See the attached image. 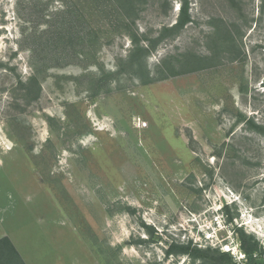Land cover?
<instances>
[{
    "label": "rangeland",
    "instance_id": "1",
    "mask_svg": "<svg viewBox=\"0 0 264 264\" xmlns=\"http://www.w3.org/2000/svg\"><path fill=\"white\" fill-rule=\"evenodd\" d=\"M250 119L264 0H0V240L25 264H247L242 231L264 264Z\"/></svg>",
    "mask_w": 264,
    "mask_h": 264
},
{
    "label": "trees",
    "instance_id": "2",
    "mask_svg": "<svg viewBox=\"0 0 264 264\" xmlns=\"http://www.w3.org/2000/svg\"><path fill=\"white\" fill-rule=\"evenodd\" d=\"M182 15L181 20L177 23V25H185L189 21V10H188V3H184L183 8H181ZM225 33L229 34L232 33L231 30L227 27L223 29ZM217 33H222V28L217 29ZM232 35V34H231ZM221 38H224V36H220ZM249 127H253L257 130L258 133L264 134V125L256 124L253 119H250L248 121ZM240 241H241V248L243 252L246 255V258L248 259L247 264H258V258H259V251L257 248V245L252 243L248 236L244 232H240ZM190 248H183V253H188ZM212 251H198L197 256L203 257V258H209V254H211ZM217 264H241L237 262L231 255L228 253H222L219 252L217 257L213 259ZM0 264H25V262L22 260L20 254L15 249V247L12 245L11 241L7 238H4L0 240Z\"/></svg>",
    "mask_w": 264,
    "mask_h": 264
}]
</instances>
